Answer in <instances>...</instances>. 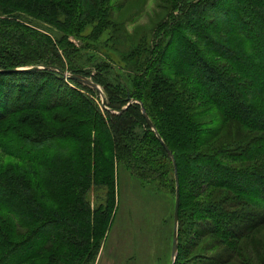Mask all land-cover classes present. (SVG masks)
<instances>
[{"label": "rangeland", "instance_id": "rangeland-1", "mask_svg": "<svg viewBox=\"0 0 264 264\" xmlns=\"http://www.w3.org/2000/svg\"><path fill=\"white\" fill-rule=\"evenodd\" d=\"M39 1L0 0V61H15L20 66L53 65L52 69L27 82L30 88L27 100L39 103L42 100L43 107L14 111L7 117L11 141H21L19 131L14 130L19 128L14 121L21 118L27 123L23 125L22 134L26 137L38 134L40 138L35 150L49 155L60 152L61 158H69L74 166L78 161L84 163L86 182L78 191L73 186L68 190L71 207L84 206L87 212L88 205L91 212L85 229L90 252L83 255L82 264H171L176 189L173 159L151 126L147 127L142 121L136 104L131 103L129 109L121 113L111 110L110 114L103 104L107 108L109 104L124 107L126 97L143 99L163 138L175 140L174 147L183 146L188 150V142H184L186 136L176 130L170 113V95L176 91L166 82L173 78L167 71L156 75L158 68H171L175 64L171 62L174 55L171 44L182 45L181 42L167 43L170 35L168 30H163L179 11L186 10L179 6L182 0H104L103 3L98 0L99 9H105L106 5L109 9L103 22L98 17L79 16L77 5L81 3L76 0L75 7L68 0H61L65 2L63 9L52 7L53 20L40 11ZM60 10L67 12L68 17L60 14ZM154 55L155 60L149 64ZM62 70L96 80L100 90L61 75L62 79L56 81L51 72L60 74ZM191 82L196 80L193 78ZM36 89L43 93H37ZM54 93L61 96L59 99L70 100L71 104L58 105L59 99ZM14 101L17 100L13 95L11 104ZM73 104L79 107V112L89 114L90 122L102 120V131L91 130L90 135L74 137L73 132L78 127L68 125L71 115L67 112L71 108L75 113ZM201 108L198 106L196 110ZM207 108V119L220 113L214 104ZM205 119L206 115L199 114L195 122H209ZM174 147V151L180 149ZM175 163L178 166L183 163V190L178 211L183 226H180L177 264H200L195 258L204 256L205 261L214 254L212 247L217 239L209 233L197 235L199 227L194 225L195 217L191 212L194 199L192 173L188 170L190 162L185 160L187 170L184 159L177 158ZM0 176L10 185L15 184L17 190L30 178L20 158L2 150ZM263 208L264 201L249 208L258 215L261 224L242 239L246 259L231 264H264ZM9 213V217L12 216L9 221L16 222L17 215ZM203 224L206 230L212 226L209 220Z\"/></svg>", "mask_w": 264, "mask_h": 264}, {"label": "trees", "instance_id": "trees-1", "mask_svg": "<svg viewBox=\"0 0 264 264\" xmlns=\"http://www.w3.org/2000/svg\"><path fill=\"white\" fill-rule=\"evenodd\" d=\"M68 1L73 7L77 5L74 0ZM76 2L81 3L77 5L79 16L98 17L100 22L106 20L108 5L105 9H99L98 0ZM63 3L61 0H41L40 11L54 20L51 8L63 9ZM179 6L186 10L183 12L179 8L180 14L163 30H168L170 35L167 43L181 42L182 45L171 44L174 47L171 62L175 64L171 68H158L156 75L167 71L173 78L166 82L176 91L170 95V113L176 130L186 136L184 142H188V150H184L183 146H176L180 147L177 151L172 149L175 140H168V143L163 138L161 130L150 118L143 99L126 97L125 108L110 104H107L110 106L107 108L103 105L110 114L111 110L124 112L134 103L138 106L142 121L149 127L141 110L143 105L171 151L172 159H184L185 169V160H189L194 199L191 212L195 217L194 225L199 227L197 235L209 233L217 239L212 247L214 254L207 256L205 261L204 256L201 259L196 257L198 263H239L246 259L242 239L261 224L258 223V215L250 212L249 208L264 201V0H182ZM60 14L68 17L63 10H60ZM37 64L49 67L21 72L0 71V150L20 158L30 175L23 186L19 185V190L15 184L10 185L0 176V264H75L79 261L82 264L83 255L90 252L85 229L91 220V212L88 205L87 212L84 206L71 207L68 190L73 186L78 191L86 182L84 163L78 161L74 166L69 158H61L60 152L49 155L43 150H35L40 138L38 134L31 137L22 134L23 125L27 123L21 118L14 121L19 128L14 129L13 126L11 129L19 131L22 142L11 141L8 133L7 117L12 112L43 107L42 100L41 103L27 100V90H30L27 82L52 69L53 65L31 63L23 66ZM19 66L15 61H0V69ZM51 73L56 81L66 78L62 72ZM193 78L195 83L191 82ZM36 92L43 93L40 89H36ZM54 94L57 99L61 97ZM13 95L18 102L11 104ZM58 102V105L71 104L70 100L61 98ZM210 104H214L220 113L207 119V106ZM198 106L202 107L201 110H196ZM71 107L76 110L73 113L71 108L67 109L71 115L68 125L72 123L74 128L78 127L73 132L74 137L90 135L91 130L102 131V120L90 122L86 111L79 112V107L74 104ZM199 114L206 115L205 120L209 122L196 123ZM45 139L51 140L48 137ZM176 167L181 198L183 163L179 166L176 163ZM4 200L10 204L4 203ZM72 208L79 215L76 211L71 213ZM9 212L17 215L16 222L9 221L12 218ZM261 214L264 216V208ZM208 220L212 226L206 230L203 223ZM181 225L183 221L178 214L174 264L179 261Z\"/></svg>", "mask_w": 264, "mask_h": 264}, {"label": "water", "instance_id": "water-1", "mask_svg": "<svg viewBox=\"0 0 264 264\" xmlns=\"http://www.w3.org/2000/svg\"><path fill=\"white\" fill-rule=\"evenodd\" d=\"M49 66L47 65H42V66H38V65H31V66H19V67H14V68H9V69H0V71L2 72H21V71H33V70H41V69H45L48 68ZM62 74L66 77V78H70V79H74L78 82H83L85 84H88L94 88H97L100 90L99 86L93 82L91 79L86 78L85 76H82L80 74H76V73H66L64 71H61ZM136 101V100H135ZM130 102L127 103V105ZM126 106H124L123 108H125ZM141 110L143 115L145 116L148 124L151 126V128L154 130L156 136L162 141L163 145L165 146L166 150L170 153L171 157L173 158V155L171 153V151L168 149V147L166 146V144L163 142L158 130L155 128L154 124L152 123V121L150 120V118L148 117L146 110L144 108L143 105H141ZM174 160V159H173ZM174 177H175V185H176V189H175V205H174V215H173V229H172V244H171V256L173 258V262L171 264H174V260L176 258V252H177V239H178V211H179V203H180V195H179V180H178V173H177V167H176V163L174 160Z\"/></svg>", "mask_w": 264, "mask_h": 264}, {"label": "bare ground", "instance_id": "bare-ground-1", "mask_svg": "<svg viewBox=\"0 0 264 264\" xmlns=\"http://www.w3.org/2000/svg\"><path fill=\"white\" fill-rule=\"evenodd\" d=\"M153 123V122H152Z\"/></svg>", "mask_w": 264, "mask_h": 264}]
</instances>
